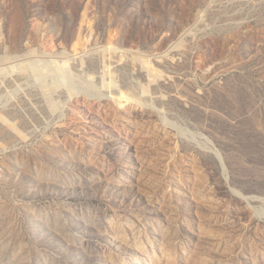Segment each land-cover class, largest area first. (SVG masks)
<instances>
[{
  "label": "rangeland",
  "instance_id": "374dc122",
  "mask_svg": "<svg viewBox=\"0 0 264 264\" xmlns=\"http://www.w3.org/2000/svg\"><path fill=\"white\" fill-rule=\"evenodd\" d=\"M0 264H264V0H0Z\"/></svg>",
  "mask_w": 264,
  "mask_h": 264
}]
</instances>
